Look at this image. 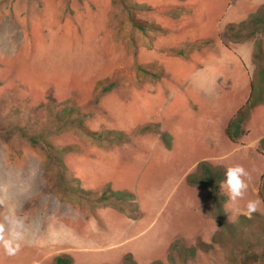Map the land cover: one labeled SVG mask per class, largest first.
I'll list each match as a JSON object with an SVG mask.
<instances>
[{
	"label": "rangeland",
	"instance_id": "1",
	"mask_svg": "<svg viewBox=\"0 0 264 264\" xmlns=\"http://www.w3.org/2000/svg\"><path fill=\"white\" fill-rule=\"evenodd\" d=\"M131 2L165 32H134L112 0H0V224L22 236L11 255L0 243V264H179L197 239L212 247L186 264H223L207 189L188 177L201 163L246 169L236 204L220 183L232 224L261 201L264 72L252 50L259 42L264 63V20L247 39L227 30L246 19V36L264 0ZM247 101L246 133L230 140L225 125ZM257 212L264 220L262 201Z\"/></svg>",
	"mask_w": 264,
	"mask_h": 264
},
{
	"label": "trees",
	"instance_id": "2",
	"mask_svg": "<svg viewBox=\"0 0 264 264\" xmlns=\"http://www.w3.org/2000/svg\"><path fill=\"white\" fill-rule=\"evenodd\" d=\"M112 3L123 11L124 15H126L131 25V29L134 32L137 31L143 35H147L153 32H165V30L160 28L159 26L136 17L137 13L146 9V7L138 4H132L131 0H112ZM257 10V13L251 15L248 18L249 22L247 23L248 31L246 36H241L239 34L240 30L243 29L241 27L243 26L246 19L236 24H230V30H227V34L231 37V39H247L248 37L252 36L250 28L251 20L254 23L262 22L264 20V7H260ZM252 62L254 64L253 72L257 71L259 79H262L263 75H261V72H264V63L262 60V48L260 47L259 42H255L254 44L252 50ZM251 84L254 83L251 82ZM257 85L260 86L259 83ZM250 106L251 103L247 101L245 105L240 107L235 112L234 116L228 122L225 130L230 140L235 141L238 136L244 133V131L241 129V122L243 121L244 116L249 111ZM82 127L83 131L87 135L93 137L95 136L97 138H100L103 134H105L106 136L111 135L109 137L116 141L125 139L124 133L122 131L118 132L109 130L107 132H100L99 134H97L96 132L87 129L83 125ZM59 152L61 151H58V153ZM58 161L60 162L59 164H61L60 156L58 157ZM199 166L201 167L202 171L199 172L196 177L191 178L189 176L188 180L193 184H197L207 189V194L211 204L208 212L210 216L215 219L218 225V229L216 230L215 234H213L212 239L219 243V245L223 249V264H264V220L262 218H257L261 213H253L251 215L252 217H250V220L246 216H240L241 218L239 219V221H237L236 224H232L231 222H229V219L227 218V215L225 214L223 208L225 196L221 192H219L220 183L225 177L224 171L217 168H214L212 170L209 166H207V164L204 163H201ZM80 192H85L87 194L96 193L88 190H80ZM103 192L104 194L100 196L101 199L108 200L110 194H112V191L106 186L105 188H103ZM258 195L264 204V175L262 176L259 185ZM260 228H262L263 232L257 235L258 231L256 233L254 231ZM174 246L175 245H173L172 247ZM211 247L212 245H208V243L202 242L201 240L197 239L196 245L180 248L179 252L176 253L178 263L186 264L188 259L187 256L190 255L189 257H192L195 254L196 248H199L204 252H208V249ZM169 258L172 261H174L175 259L173 255H171ZM123 261L124 264H135L131 254H125L123 256ZM69 262V257L57 256L55 258L54 264H68Z\"/></svg>",
	"mask_w": 264,
	"mask_h": 264
},
{
	"label": "clouds",
	"instance_id": "3",
	"mask_svg": "<svg viewBox=\"0 0 264 264\" xmlns=\"http://www.w3.org/2000/svg\"><path fill=\"white\" fill-rule=\"evenodd\" d=\"M225 176L226 179L221 187H226L229 201L232 204H236L238 200L242 199L245 196V193L248 189L247 178L249 176V173L242 165L236 164L227 167ZM260 204L261 201L258 198L248 200L246 203L245 215L251 217L253 213L259 210ZM21 239V233L16 231L15 229H13L6 237L5 227L3 224H0V243H2L8 254H14L19 250V241Z\"/></svg>",
	"mask_w": 264,
	"mask_h": 264
},
{
	"label": "crops",
	"instance_id": "4",
	"mask_svg": "<svg viewBox=\"0 0 264 264\" xmlns=\"http://www.w3.org/2000/svg\"><path fill=\"white\" fill-rule=\"evenodd\" d=\"M248 58H251V55H250V57H248ZM228 123V122H227ZM227 123H226V125H227ZM226 125H225V127H226ZM224 127V128H225ZM245 133H246V131H244ZM264 155V154H263ZM264 167V166H263ZM264 175V168L263 169H261V170H259L256 174H255V177L253 178V179H255V181H256V183L257 182H261V179H262V176ZM223 182V181H222ZM221 189H223V187H221ZM255 191H257L256 189H255V187H253V189H252V193L254 194V192Z\"/></svg>",
	"mask_w": 264,
	"mask_h": 264
}]
</instances>
